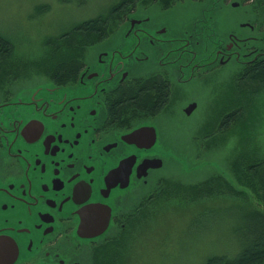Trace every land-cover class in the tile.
Listing matches in <instances>:
<instances>
[{"label": "flooded vegetation", "instance_id": "flooded-vegetation-1", "mask_svg": "<svg viewBox=\"0 0 264 264\" xmlns=\"http://www.w3.org/2000/svg\"><path fill=\"white\" fill-rule=\"evenodd\" d=\"M219 4L233 10L234 27L214 23L216 6L208 0L181 12L189 19L181 36L171 33L169 20L151 18L147 8L135 9L116 34L95 47L74 82L32 84L0 99V264H94L96 251L128 242L134 211L152 197V192L142 194L159 169L158 160L164 163L166 153L174 156L171 148L161 146V141L167 144L154 120L170 98L168 84H192L199 69L211 71L231 59L243 68L239 78L246 80L264 60V32L250 35L253 11L235 0ZM147 23L154 28L143 26ZM233 30L236 36L229 42ZM201 38L210 44L204 54L215 52L211 63L198 59ZM142 43L157 50L148 56L146 47H138ZM153 81L168 89L157 111L156 91L142 90ZM231 117L226 114L222 122ZM142 127L155 129L152 146L145 147L150 130L137 141L126 137ZM95 204L101 208H89ZM131 204L132 210L125 211ZM108 215L101 235H78L95 234ZM82 218L90 226L78 231Z\"/></svg>", "mask_w": 264, "mask_h": 264}, {"label": "rangeland", "instance_id": "rangeland-1", "mask_svg": "<svg viewBox=\"0 0 264 264\" xmlns=\"http://www.w3.org/2000/svg\"><path fill=\"white\" fill-rule=\"evenodd\" d=\"M111 1L0 0V32L13 39L19 61L12 64L17 69L13 70V73L17 75L11 76L0 71V99H9L14 92L23 87H31L32 84L50 82L64 85L74 82H66L64 79L63 83H57L50 79V72L43 71L40 74L35 71L40 69L38 64L44 63V41H53L60 32H65L68 26L82 18L91 17L98 12L97 9L110 4ZM133 2L124 6L123 12L112 16L103 38L84 36L70 39L71 43H76L75 49L78 51L75 58L78 66L80 61L87 62L91 52L105 38L117 33L122 24H125L129 12L147 8L146 10L152 11L151 18L153 15L155 20H169L171 33L181 36L183 26L189 22L187 15L181 12L191 6L208 3V0ZM166 2L169 5H166ZM235 3L253 11L248 16L253 26L250 35L264 32V0H235ZM210 4L216 6L215 24L222 20L229 26L233 25V10L225 4L221 6L219 0H210ZM40 5H47L48 9L40 13L37 9ZM179 12L181 14L176 15ZM147 25L152 26L151 23L143 26ZM222 27L223 25H218V28ZM112 43L120 44L118 40H112ZM138 47H146L145 54L148 56L157 50L156 46L148 48L145 43L139 44ZM170 65L174 67V63ZM183 70L186 71V68ZM242 71L243 68L238 63L227 61L211 71L199 69L192 84H168L171 94L167 99L166 108L157 117L152 118L156 120L160 135L167 144L164 145L161 141V146L179 151L177 158L180 155L181 157L174 162L172 160L175 159L168 153L163 156L168 161L159 162V169L152 174V179L148 180L142 194L147 196L152 192L149 203L134 211L136 218L133 221V235L122 246H105L96 251L93 256L94 264L102 263V253L113 254V262L103 264H203L212 255L236 252V244L230 232L236 210L242 208L240 202L247 196L252 197L249 193L245 196V190L238 186L236 173H233L229 162H236L238 158L243 157L239 152L245 150H263L264 155V88L251 80H241L239 76ZM190 106H193V109L187 113L186 110ZM226 114H230L232 119L227 133H221L219 136L216 131ZM174 119L176 123L169 124ZM238 133L244 137L239 139ZM236 141L240 142L236 144ZM237 147L239 150L235 149ZM234 149L236 153L231 154ZM226 173L230 175L231 185L244 195H236L235 190H229L228 196L223 199L216 200L215 196H210L208 199L213 200L206 202V205L224 207L219 208V213L208 209L202 212V207L199 206L203 201L200 202V199L196 198V193L212 194L218 190V186L212 184V179L217 181L216 175ZM237 176L239 179L240 175ZM161 179L166 181L163 185ZM159 180L161 181L158 184ZM203 183H206L207 191L202 187ZM133 206L131 204L124 210L131 211ZM133 222L129 225L132 226ZM62 223L66 225V221Z\"/></svg>", "mask_w": 264, "mask_h": 264}, {"label": "trees", "instance_id": "trees-1", "mask_svg": "<svg viewBox=\"0 0 264 264\" xmlns=\"http://www.w3.org/2000/svg\"><path fill=\"white\" fill-rule=\"evenodd\" d=\"M135 1L116 0L113 2L112 0L110 4L97 9L98 12L91 17L82 18L79 22L72 25L69 24L70 26L67 25L66 31L60 32V35L55 37L53 41L49 42V40H45L44 50L47 52L44 51L45 55L42 54L44 55L42 60L44 63L38 64L37 67L40 69L35 71H39L40 74L43 71L50 72V79L57 83H63L64 79H66V82L76 80V76L84 66V61H80V65L78 66V61L75 58L78 51L75 49L76 43H71L70 39L84 36H97L98 39L103 38L104 31H108V21L112 20V16L120 14L123 12L124 6L129 5L131 2L135 3ZM166 5H168V2H166ZM37 9L42 13L48 9V6L40 5ZM15 62L19 63L15 54V43L7 34L0 32V71L6 72L7 75L11 76L17 75L13 73V70H17L12 65ZM247 79L253 81L254 84L262 85L264 88V60L248 72ZM0 84L2 83L0 82ZM147 87L156 91V103L153 110L157 111L167 98V86L164 87L163 83L153 81L142 88L144 93H147ZM254 87L257 88L256 85ZM228 125L229 122H222L218 126L216 132H218L219 136L221 133H227ZM243 137V135L239 134L238 138L242 139ZM220 141H222L221 138ZM239 142L236 141L235 143L238 144ZM235 149L239 150V147ZM235 149L230 153L235 154ZM178 152L174 151L173 159H177L176 155ZM262 152L263 150H260V152L253 150H249V152L247 150L241 151L239 154L241 153L240 155L243 157L238 158L236 162H229L233 173H236L238 186L245 190L243 192L245 196L249 193L252 198L247 196L248 200L246 198L240 202L242 203V208L236 210L237 214L230 231L232 233L231 236H233V242L236 244V252L232 254L212 255L203 264H264V155ZM261 155L263 156L261 157ZM237 174L240 175L239 179ZM216 177L218 180L216 181L213 178L212 184H216L218 190L213 191L212 194H207V192L196 193V198L200 199V202L203 201L199 206L202 207V212L208 209L213 210L214 213H219V208L224 207L220 205H206V202L213 200L208 199L210 196H215L216 198L214 199L216 200L223 199L228 196L229 190H235L236 195H244L242 192H237V188L231 185L230 175L227 173L226 175H216ZM202 187L205 190L207 187L206 183H203ZM102 258L104 259L101 264L103 262H113V254L111 253H102Z\"/></svg>", "mask_w": 264, "mask_h": 264}, {"label": "water", "instance_id": "water-1", "mask_svg": "<svg viewBox=\"0 0 264 264\" xmlns=\"http://www.w3.org/2000/svg\"><path fill=\"white\" fill-rule=\"evenodd\" d=\"M192 109H193V106H190L186 110V112L189 113ZM148 130H150V132H151V137H150L149 144L147 146L141 145L139 143H136V144L139 147H143V146L149 147L150 145L152 146L154 144V142H155V129L153 127H142V128L136 129L132 133L128 134L126 137L129 138L130 142H132L133 140L134 141H137V139L141 138L143 136V134L146 133V131H148ZM159 162H160V160H158V163H157V165L155 167L159 166ZM89 208H91L92 210H99L101 208V206L98 205V204H95V205H91ZM83 221H89V224H90V220L89 219H85V218L80 219L79 220V224H78V231L87 229L90 226V225H85L83 223ZM103 223H104L103 227L100 230H98V231L96 230V233L95 234H92V235H82V234L78 233V235L80 237H84V238H94V237H97V236L101 235L103 233V231H105L106 227L108 226V223H109V215L105 218V220L103 221Z\"/></svg>", "mask_w": 264, "mask_h": 264}, {"label": "bare ground", "instance_id": "bare-ground-1", "mask_svg": "<svg viewBox=\"0 0 264 264\" xmlns=\"http://www.w3.org/2000/svg\"><path fill=\"white\" fill-rule=\"evenodd\" d=\"M230 27H234V25H232ZM234 32H235V30L231 31L228 34L227 38H228L229 42L231 41V39H234V37L236 36ZM233 35H235V36H233ZM222 36H221V39H222ZM235 41H236V39H235ZM198 48H199V51H200V55L198 57L199 60L203 61V63H205V64H208L210 61H212V57H213L215 52L213 53V55L211 57H209L208 55L204 54V50L205 49H206V52H209V50H210V44H209L208 39L201 38L200 41H199V44H198ZM231 61L233 62V59H231ZM164 159H165V162L168 161L166 157H164ZM169 160H172V159H169ZM172 161H174V160H172Z\"/></svg>", "mask_w": 264, "mask_h": 264}]
</instances>
